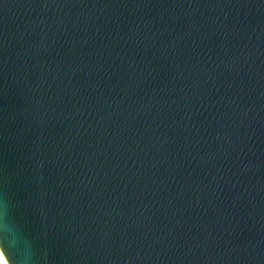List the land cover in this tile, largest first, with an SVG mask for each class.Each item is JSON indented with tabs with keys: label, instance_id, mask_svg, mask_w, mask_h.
<instances>
[{
	"label": "water",
	"instance_id": "obj_1",
	"mask_svg": "<svg viewBox=\"0 0 264 264\" xmlns=\"http://www.w3.org/2000/svg\"><path fill=\"white\" fill-rule=\"evenodd\" d=\"M7 264H264V0H0Z\"/></svg>",
	"mask_w": 264,
	"mask_h": 264
},
{
	"label": "bare ground",
	"instance_id": "obj_2",
	"mask_svg": "<svg viewBox=\"0 0 264 264\" xmlns=\"http://www.w3.org/2000/svg\"><path fill=\"white\" fill-rule=\"evenodd\" d=\"M0 259H1L3 264H7V262H6L5 258L3 257L1 251H0Z\"/></svg>",
	"mask_w": 264,
	"mask_h": 264
},
{
	"label": "rangeland",
	"instance_id": "obj_3",
	"mask_svg": "<svg viewBox=\"0 0 264 264\" xmlns=\"http://www.w3.org/2000/svg\"><path fill=\"white\" fill-rule=\"evenodd\" d=\"M0 264H3L2 261H1V259H0Z\"/></svg>",
	"mask_w": 264,
	"mask_h": 264
}]
</instances>
